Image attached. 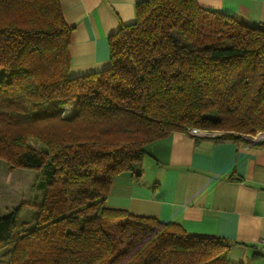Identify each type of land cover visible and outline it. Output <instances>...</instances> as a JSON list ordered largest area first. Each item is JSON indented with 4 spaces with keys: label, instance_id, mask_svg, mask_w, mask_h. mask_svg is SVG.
<instances>
[{
    "label": "trees",
    "instance_id": "16d2710c",
    "mask_svg": "<svg viewBox=\"0 0 264 264\" xmlns=\"http://www.w3.org/2000/svg\"><path fill=\"white\" fill-rule=\"evenodd\" d=\"M71 30L58 0H0V159L37 171L43 189L23 233L19 207L0 217V251L13 246L9 264H233L223 238L106 198L116 175L139 176L144 146L173 131L264 130V22L143 0L110 37V65L79 76Z\"/></svg>",
    "mask_w": 264,
    "mask_h": 264
},
{
    "label": "crops",
    "instance_id": "0c3cea01",
    "mask_svg": "<svg viewBox=\"0 0 264 264\" xmlns=\"http://www.w3.org/2000/svg\"><path fill=\"white\" fill-rule=\"evenodd\" d=\"M141 1L58 0L72 26L71 76L110 65L109 39L134 22ZM196 1L251 25L264 22V0ZM69 105L71 115L75 107ZM198 132L173 131L147 143L139 176L116 175L106 205L174 222L189 234L223 238L233 264H264V146Z\"/></svg>",
    "mask_w": 264,
    "mask_h": 264
},
{
    "label": "rangeland",
    "instance_id": "374dc122",
    "mask_svg": "<svg viewBox=\"0 0 264 264\" xmlns=\"http://www.w3.org/2000/svg\"><path fill=\"white\" fill-rule=\"evenodd\" d=\"M1 73V71H0ZM65 106L62 115H70ZM218 137L224 134L223 131H214ZM232 133V132H231ZM236 134V133H233ZM28 145L39 147L40 144L34 139L28 140ZM43 189L39 185V173L25 168H13L6 161L0 159V217L9 211L19 207L17 216V228L14 236H18L29 228V219L32 217L34 207L29 204H39L42 200ZM13 246H7L0 251V264H9ZM209 264H224L219 256L214 257Z\"/></svg>",
    "mask_w": 264,
    "mask_h": 264
},
{
    "label": "built area",
    "instance_id": "2783aa9c",
    "mask_svg": "<svg viewBox=\"0 0 264 264\" xmlns=\"http://www.w3.org/2000/svg\"><path fill=\"white\" fill-rule=\"evenodd\" d=\"M188 132L198 135V129L195 128H188ZM204 135H207L209 137H218L217 134L214 131L206 130V133ZM240 136L247 144L251 146H264V130H259L253 133H243L239 134Z\"/></svg>",
    "mask_w": 264,
    "mask_h": 264
}]
</instances>
